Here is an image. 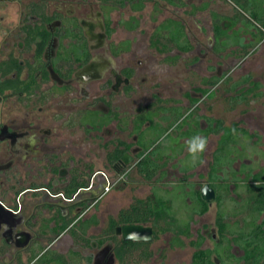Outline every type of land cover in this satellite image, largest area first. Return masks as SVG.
I'll return each mask as SVG.
<instances>
[{
	"label": "flooded vegetation",
	"instance_id": "af4514ba",
	"mask_svg": "<svg viewBox=\"0 0 264 264\" xmlns=\"http://www.w3.org/2000/svg\"><path fill=\"white\" fill-rule=\"evenodd\" d=\"M159 1L0 0V264L83 252L86 235L71 248L67 239L93 211L104 235L96 264H183L185 248L188 264L198 250L214 264H264V0H224L260 20V57L248 52L196 100L177 93L186 82L163 81L145 22L190 12ZM197 134L208 146L193 164L186 142ZM125 188L127 206L101 208ZM137 200L166 213L158 237L153 220L139 223L153 228L150 242L117 234ZM70 206L74 224L55 233Z\"/></svg>",
	"mask_w": 264,
	"mask_h": 264
},
{
	"label": "crops",
	"instance_id": "0c3cea01",
	"mask_svg": "<svg viewBox=\"0 0 264 264\" xmlns=\"http://www.w3.org/2000/svg\"><path fill=\"white\" fill-rule=\"evenodd\" d=\"M157 3L167 11L181 8L176 0H160ZM181 5L183 6L181 10L190 12H187L188 15L176 11L173 17L159 18L147 14L145 22L150 29L151 51L160 55V68L163 73L165 72L163 81L172 85L186 82L188 86L182 87L183 90L177 93L182 94V100H196L205 92L207 85L218 83L228 69L239 65L240 61L246 58L248 52L251 55L247 58L248 62L255 63L260 56L253 52L259 46L262 37L256 31V23L259 22L234 13L232 8L236 5L227 1L191 0L187 4L186 0H183ZM242 77L243 74H240L235 79H243ZM126 194L127 188L109 194L101 208H105V202L109 198L113 209H117V204L120 207L127 206L123 200ZM65 212L68 214L67 219L54 227L55 233L64 231L74 224L71 219L75 216L76 210L70 206ZM97 214L93 211L68 235L67 244L70 248L78 245L79 233L87 236L85 247H82L85 249L83 252L76 249L69 255L65 253L41 255L37 264H96L95 255L104 244V235L101 234L103 225Z\"/></svg>",
	"mask_w": 264,
	"mask_h": 264
},
{
	"label": "trees",
	"instance_id": "16d2710c",
	"mask_svg": "<svg viewBox=\"0 0 264 264\" xmlns=\"http://www.w3.org/2000/svg\"><path fill=\"white\" fill-rule=\"evenodd\" d=\"M259 23L260 20H257ZM258 23V24H259ZM264 25V24H263ZM262 195H264V189L261 190ZM148 202L144 200H137L128 210H124L120 217V222L123 223H130V224H139L142 223L143 221H152V226L154 227V230H156V237L160 233H163L166 229L169 230L168 228L164 229L160 226V221L164 220L166 217V213L163 212H154L152 208L148 205ZM140 216H145L144 217H139ZM114 225H118L114 220L111 222V227H114ZM254 235L257 236V231L254 232ZM180 240H176V243H179ZM142 245V244H141ZM124 247V246H123ZM250 247V244H248L247 247V252L248 256H253V252H250L248 249ZM121 249L119 251L118 257L123 258L124 254L121 256L122 253ZM123 253H125V249H123ZM211 253L208 250H198L194 253L193 259H192V264H214L211 260L210 257Z\"/></svg>",
	"mask_w": 264,
	"mask_h": 264
},
{
	"label": "water",
	"instance_id": "95a60500",
	"mask_svg": "<svg viewBox=\"0 0 264 264\" xmlns=\"http://www.w3.org/2000/svg\"><path fill=\"white\" fill-rule=\"evenodd\" d=\"M212 191L206 186L203 190L206 199L212 195ZM117 234L122 236L124 241L150 242L153 239V228L144 224H124L117 228Z\"/></svg>",
	"mask_w": 264,
	"mask_h": 264
},
{
	"label": "clouds",
	"instance_id": "9594fccd",
	"mask_svg": "<svg viewBox=\"0 0 264 264\" xmlns=\"http://www.w3.org/2000/svg\"><path fill=\"white\" fill-rule=\"evenodd\" d=\"M207 146V137L201 136L199 134L194 135L187 140L186 149L193 164H196L197 162L203 163L201 156L206 152Z\"/></svg>",
	"mask_w": 264,
	"mask_h": 264
},
{
	"label": "rangeland",
	"instance_id": "374dc122",
	"mask_svg": "<svg viewBox=\"0 0 264 264\" xmlns=\"http://www.w3.org/2000/svg\"><path fill=\"white\" fill-rule=\"evenodd\" d=\"M234 77H238V75L235 74ZM216 108H218V107H216ZM216 108H215V110L218 111ZM110 204H111V198H109L108 199V202H107V205H110ZM124 204H127L126 201L124 202ZM210 215L213 216V213H211ZM171 240H172V237L171 236H169V235L168 236H165V238H163V240L158 243V246H157L158 251L165 250V248H167L166 247L167 244L170 243ZM207 246H211V245H207ZM191 253H192V251H191L190 248H185L184 250H182L181 255L178 256V258H176L175 260H179L180 259V260L183 261V264H188V262L190 260V257H191Z\"/></svg>",
	"mask_w": 264,
	"mask_h": 264
}]
</instances>
